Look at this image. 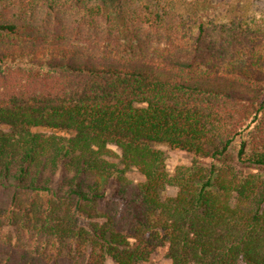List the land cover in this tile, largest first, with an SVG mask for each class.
I'll return each mask as SVG.
<instances>
[{
  "label": "trees",
  "instance_id": "trees-1",
  "mask_svg": "<svg viewBox=\"0 0 264 264\" xmlns=\"http://www.w3.org/2000/svg\"><path fill=\"white\" fill-rule=\"evenodd\" d=\"M2 1L0 264H264V57L242 24L196 31L155 0L123 4L124 36L97 0ZM159 145L194 161L170 174Z\"/></svg>",
  "mask_w": 264,
  "mask_h": 264
},
{
  "label": "rangeland",
  "instance_id": "rangeland-1",
  "mask_svg": "<svg viewBox=\"0 0 264 264\" xmlns=\"http://www.w3.org/2000/svg\"><path fill=\"white\" fill-rule=\"evenodd\" d=\"M15 0H3V5H10ZM63 1V0H62ZM76 0H68L73 3ZM101 7L102 15L108 20L105 24L116 23L121 28L123 35L126 36L125 15L121 14L123 4L129 5L131 12L140 11V5L145 6L144 12H148L146 7L156 6L155 0H97ZM173 3L176 13L190 19L191 28L196 31L204 26L212 32L219 31L222 27L233 28L234 25L242 24L236 31L240 43L246 44L249 40L254 45L257 53H263L264 57V0H160ZM77 8V7H76ZM153 9V8H152ZM123 13V12H122ZM245 32H241V31ZM233 34V33H232ZM239 47H241L239 45ZM251 51L249 52V54ZM256 53V54H257ZM246 54V53H244ZM261 56V55H259ZM258 56V57H259ZM138 108L144 105H136ZM159 150L166 154V169L173 174L177 167L189 166L194 158L186 153L173 150L165 145H159ZM206 163H210L209 161ZM127 177L135 183L143 180L142 175L136 170L131 169L127 172ZM173 194L169 191L167 195ZM146 264H170L167 258V249L158 250L149 263ZM242 264V263H241Z\"/></svg>",
  "mask_w": 264,
  "mask_h": 264
}]
</instances>
